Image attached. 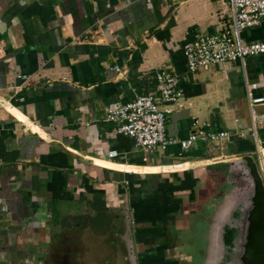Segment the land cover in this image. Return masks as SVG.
Returning a JSON list of instances; mask_svg holds the SVG:
<instances>
[{
	"label": "crops",
	"instance_id": "1",
	"mask_svg": "<svg viewBox=\"0 0 264 264\" xmlns=\"http://www.w3.org/2000/svg\"><path fill=\"white\" fill-rule=\"evenodd\" d=\"M229 25L225 0H0V264H129L126 217L136 264L201 263L192 239L228 176L206 162L251 154L264 176L248 104L264 54L187 70L183 46ZM241 37L263 38L264 19ZM161 69L183 93L167 135L228 138L143 149L103 120Z\"/></svg>",
	"mask_w": 264,
	"mask_h": 264
},
{
	"label": "built area",
	"instance_id": "2",
	"mask_svg": "<svg viewBox=\"0 0 264 264\" xmlns=\"http://www.w3.org/2000/svg\"><path fill=\"white\" fill-rule=\"evenodd\" d=\"M230 13V25L217 33L198 37L183 46L187 70H208L234 60L241 61L247 56L264 54V37L245 42L241 32L260 25L264 19V0H225ZM119 70V68H117ZM182 90L179 77L161 69L156 72V88L145 94H138L125 104L105 108L104 121L114 123V130L133 139L134 145L143 149H166L178 143L187 149L196 140L220 141L228 138L227 132H205L202 129L190 134L187 139L171 138L166 132V120L175 107L182 105ZM264 98L255 97L248 92V104L252 122V136L256 138L258 124L264 121V114L257 106ZM109 157L116 156L115 151L108 152Z\"/></svg>",
	"mask_w": 264,
	"mask_h": 264
},
{
	"label": "water",
	"instance_id": "3",
	"mask_svg": "<svg viewBox=\"0 0 264 264\" xmlns=\"http://www.w3.org/2000/svg\"><path fill=\"white\" fill-rule=\"evenodd\" d=\"M223 167H227L231 184L203 217L201 233L207 235L210 222L213 236L200 264H264V176L259 163L245 154L205 164L208 171ZM125 224L123 248L128 263L136 264L127 217Z\"/></svg>",
	"mask_w": 264,
	"mask_h": 264
},
{
	"label": "rangeland",
	"instance_id": "4",
	"mask_svg": "<svg viewBox=\"0 0 264 264\" xmlns=\"http://www.w3.org/2000/svg\"><path fill=\"white\" fill-rule=\"evenodd\" d=\"M223 170H225L226 169V167H223L222 168ZM228 175V174H227ZM223 178H225L224 177V173L222 174V173H219L218 174V183H217V186H218V190H220V189H225L226 187L228 188V186L231 184V180H230V178H231V176H228V180L227 179H225L224 181H222V179ZM226 188V189H227ZM221 195V193H220V191L219 192H216L215 193V196H217V195ZM219 195V196H220ZM196 236L195 237H193V241H194V247H191V248H193V249H195L196 250V248H200L201 250H205L206 249V245L204 244L205 243V239H206V237H207V235H203L202 233H201V231H199L198 233H197V231H196ZM201 234V235H200ZM189 235H191V236H193V234L192 233H189ZM204 255V254H203Z\"/></svg>",
	"mask_w": 264,
	"mask_h": 264
},
{
	"label": "flooded vegetation",
	"instance_id": "5",
	"mask_svg": "<svg viewBox=\"0 0 264 264\" xmlns=\"http://www.w3.org/2000/svg\"><path fill=\"white\" fill-rule=\"evenodd\" d=\"M208 232H207V237H206V239H205V245H206V248H208V246L209 245H211L212 244V233H211V230H212V226H211V223L209 222L208 223ZM210 235H211V237H210Z\"/></svg>",
	"mask_w": 264,
	"mask_h": 264
}]
</instances>
